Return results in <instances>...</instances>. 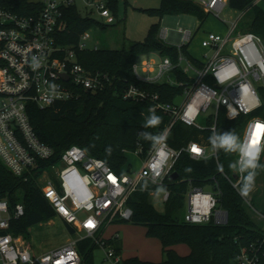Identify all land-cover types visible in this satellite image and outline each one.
<instances>
[{"label":"built area","instance_id":"2783aa9c","mask_svg":"<svg viewBox=\"0 0 264 264\" xmlns=\"http://www.w3.org/2000/svg\"><path fill=\"white\" fill-rule=\"evenodd\" d=\"M195 1L218 18L229 6V0ZM72 4V0L63 3L45 0L40 13L28 16L0 9V160L16 177L28 180L38 175L44 197L58 217L75 229V235L66 244L38 254L23 236H16L10 231L12 222L25 215L24 204L11 206L7 199H2L0 264H81L78 243L87 238L107 248V258L118 264L121 257L106 245L104 233L115 222L131 220L133 210L128 205V199L142 180L165 187L176 171L175 164L182 153H188L196 160L215 158L220 165L218 153H213L211 147L190 142L176 150L166 141L149 151L141 169L133 175L116 172L104 160L89 155L77 145L67 148L58 162L41 166V163L53 158L54 150L36 134L28 114V105L36 103L45 109L57 102L75 98L77 88L96 93L112 83L107 72L88 69L79 62L78 51L89 49L86 46L89 40L87 33L81 36L78 47L58 43L57 34L65 29L61 21L62 8ZM87 7L92 16L97 13L101 21L108 24L112 21V12L105 1L87 0ZM242 13L244 15L245 12ZM243 15L230 21L224 34L206 33L201 45L207 52L204 59H197L200 66L180 56L179 67L190 78L186 84L175 78L172 82L170 71L174 66L169 58L162 59L158 70L149 59H144L141 64L146 74L144 78L139 75V67L135 63L134 72L142 80H165L171 85L184 87L182 95L185 98L181 103H155V109L170 118L164 130L167 136L178 121L202 130L217 131L218 119L222 114L233 121L241 117L246 119L242 138L252 137L255 128L250 126L264 125V118L254 114L262 107L259 89L264 88V42L254 33L239 30ZM177 35L179 42L173 44L179 46L191 43L194 37V33L183 28L178 30ZM160 36L169 42L167 29L162 30ZM92 49L99 48L95 46ZM34 56L40 61L39 68L32 66ZM154 73L156 76L151 77ZM52 85H55V90ZM148 97L149 93L135 86L124 94L126 99L146 100ZM151 98L158 99L157 96ZM213 104L216 108L215 114L208 118L210 123L207 126L198 124L199 117ZM228 113L233 114L235 119H230ZM259 142L264 143V134H261ZM194 148L199 151H193ZM233 154L237 160L238 154ZM260 162L264 164V154ZM219 172L243 199L262 233L256 242L241 249L234 264H261L264 258V208L260 209L255 201L257 196L261 197L257 189L261 188L259 182L264 181V173L258 170L253 191L247 197H242L238 191L241 176L235 171L233 176ZM183 181L188 182L186 222L228 223L229 214L219 205L221 191L217 183L204 188L196 185L192 179ZM169 196L167 190L164 202Z\"/></svg>","mask_w":264,"mask_h":264},{"label":"trees","instance_id":"16d2710c","mask_svg":"<svg viewBox=\"0 0 264 264\" xmlns=\"http://www.w3.org/2000/svg\"><path fill=\"white\" fill-rule=\"evenodd\" d=\"M118 19L119 0H103ZM258 0H229V7L238 12H245L247 19L239 23V30L260 36L264 42V9ZM44 7V2L28 0H0V9L21 15H36ZM157 16L160 22L154 23L143 41L130 44L123 49H85L78 51L79 62L91 70L107 72L112 80L104 90L93 93L77 88V96L68 101L55 103L42 109L36 103L28 105L31 124L41 141L51 146L54 156L50 161L41 163L48 166L60 160L62 153L70 146L82 147L91 156L104 160L113 170L124 173L128 164V153H137L146 159L153 145L138 137V133L149 131L153 134L162 132L169 124L170 118L161 110L155 109L162 118L156 128L144 129L145 116L149 109L155 108L156 102L175 103L183 94V86H174L167 81H146L138 78L134 65L143 56L157 53L162 59L169 58L173 64L170 74L186 84L189 76L179 67V58L185 56L193 64L200 66L197 58L189 52V46L210 15L195 0H162L159 8L145 9ZM167 15H190L200 21L199 28L194 32L191 43L177 45L161 38V20ZM61 21L65 29L57 34V41L63 46L78 47L81 36L94 26L105 28L90 13L82 15L76 5L62 8ZM135 86L149 93L146 100L124 98L125 92ZM262 107L255 112L264 118V88H260ZM157 96V100L151 97ZM244 117L229 120L222 114L217 123V131L234 130L239 136L245 126ZM210 122H208L209 124ZM209 130L187 126L178 121L169 131L167 143L179 150L190 142H199L211 147L208 137ZM111 148V152L108 149ZM219 163L223 171L233 176L234 171L229 165L234 160L233 153H218ZM190 169V171L188 170ZM179 180H167L165 188L170 192L165 202V209L160 212L151 204L150 196L158 188L147 180H142L137 189L128 199L133 210V217L127 223L143 225L147 235L161 241L163 259L160 262L143 261L138 257L121 258L118 264H234L241 249L262 237L253 216L247 210L243 199L219 172L215 158L196 160L188 153H182L175 164ZM130 172V170H129ZM215 177L214 180L212 178ZM192 179L196 185L206 187L217 183L221 191L219 205L229 214L227 224H191L183 218L185 195L188 182ZM7 199L11 206L24 204L25 215L12 222L10 231L16 236L30 237V229L58 217L48 200L44 197L38 182V175L28 180L16 177L0 160V200ZM256 202V201H255ZM264 208V207H263ZM68 233L75 235V229L66 223ZM118 221L115 223H119ZM121 238L116 233L104 239L107 246L121 256ZM186 244L190 253L180 255L174 247ZM101 247L95 240L87 238L79 241L78 251L81 264H93L94 251ZM261 264H264V258Z\"/></svg>","mask_w":264,"mask_h":264},{"label":"rangeland","instance_id":"374dc122","mask_svg":"<svg viewBox=\"0 0 264 264\" xmlns=\"http://www.w3.org/2000/svg\"><path fill=\"white\" fill-rule=\"evenodd\" d=\"M31 2H44L45 0H28ZM57 3L67 2L69 0H55ZM74 5L78 8L82 15L86 16L88 11L87 0H72ZM162 0H119L118 4V19L112 14V21L108 24L105 21H101L99 15L94 13L93 16L99 20L106 27L101 28L99 26H94L90 29L87 34L89 35V40L86 42L88 48H93L98 46L100 49H123L129 48L130 44L137 41H143L150 29V27L157 22H160L157 16L151 15L144 11L145 9L159 8ZM259 6L264 9V0H259ZM243 15L242 12L235 11L229 6L226 7L221 15V18L211 14L208 16L204 24L202 25L200 31L193 39L189 46L190 53L198 58L204 59V54L207 52L201 45L204 33L207 32H221L225 33L228 30L229 22L237 20ZM250 15V14H249ZM245 16L242 19H248L250 16ZM200 26V21L190 15H167L161 20V31L168 30L169 35L172 34L174 41H176L178 35L177 32L180 28L185 29L194 33ZM150 60L154 63L155 69L158 70V66L162 63V58L157 53H152L149 57H141L137 60L139 67V75L144 78L146 74L142 71V61ZM193 75V73H190ZM156 76V73L152 74L151 77ZM174 82V78H171ZM185 96L181 95L177 97L176 103H181ZM215 104H213L207 112L197 120L198 124L202 126L208 125V118L215 114ZM242 138V134L240 135ZM234 162L236 160L235 155ZM128 164L130 169L126 166V174L133 175L138 172L142 165L143 159L137 153H128ZM130 170V172H129ZM264 173V170L260 172ZM261 188L257 189L256 204L260 209L264 207V181H260ZM165 194H157L155 190L150 196V202L156 209L163 212L165 209L164 202ZM187 205L183 210V218L187 213ZM119 229V234L121 238V256L123 259L135 256L143 261H160L163 259L162 244L161 241L156 237H151L147 235V229L143 225H137L133 223H127L125 221L119 223H113L109 225L108 231L105 234V239L107 235H112L114 229ZM113 230V231H111ZM30 237L27 240L33 250L42 254L48 252L52 249L58 248L66 244L73 236L70 235L64 225L63 220L59 217L53 218L47 222L37 225L30 229ZM178 251L183 254L189 253V247L186 244H181L178 246ZM107 248L99 247L94 251L93 264H114L107 258L106 255Z\"/></svg>","mask_w":264,"mask_h":264},{"label":"clouds","instance_id":"9594fccd","mask_svg":"<svg viewBox=\"0 0 264 264\" xmlns=\"http://www.w3.org/2000/svg\"><path fill=\"white\" fill-rule=\"evenodd\" d=\"M34 68L40 67V61L37 57H33ZM55 90V85H52ZM230 119H235L233 114L228 113ZM162 123V118L157 115L155 108L149 109L148 114L145 116V122L142 125L144 129L156 128ZM255 128V125L250 126ZM138 137L149 141L153 147L162 145L167 140L166 131L153 134L149 131H142L138 133ZM209 144L213 153H236L238 159L232 162L229 167L237 172L241 176V183L238 187V191L242 197H247L255 187V178L258 175V170H264V164L260 162L261 155L264 154V143H253L252 137L241 138L234 130L229 131H215L211 132L208 137ZM111 152V148L108 149ZM190 171V169H188ZM218 170L223 171V166L218 165ZM160 175L159 172L156 174ZM155 183V179L153 180ZM157 194L167 193V189L164 186H159Z\"/></svg>","mask_w":264,"mask_h":264},{"label":"crops","instance_id":"0c3cea01","mask_svg":"<svg viewBox=\"0 0 264 264\" xmlns=\"http://www.w3.org/2000/svg\"><path fill=\"white\" fill-rule=\"evenodd\" d=\"M226 31H227V30H226ZM217 33H219V32H217ZM220 33H221V32H220ZM225 33H226V32H225ZM221 34H224V33H221ZM205 35H206V33H204V36H205ZM204 36H203V37H204ZM168 40H169V42H171V43H178V42H179V37H177L176 41H174L172 34H170V37L168 38ZM189 52H190V51H189ZM146 57H149V56H146ZM195 58H196V57H195ZM197 59H198V58H197ZM172 77L174 78V76H172ZM107 229H108V228H107ZM107 229H106V231H105V233H104V238H105V236H106L105 234H106L107 231H108ZM111 231H113V230H111ZM113 232H115V233H112V235H107V236H108L107 239L110 238V237H112V236L115 235L116 233H118V235L120 236V234H119L120 232H119V229H118V228H117V229L115 228ZM178 246H179V245L175 246L174 249H175L180 255H182V256H186V255H188V254L190 253V248H189V253H187V254H185V253L181 254V253L178 251V249H177ZM162 256H163V255H162ZM120 257L123 258L122 256H120ZM132 257H135V256H132ZM129 258H130V257H129ZM126 259H127V258H126ZM160 261H162V260H160ZM160 261H157V262H160ZM150 262H154V261H150Z\"/></svg>","mask_w":264,"mask_h":264},{"label":"snow or ice","instance_id":"6c2138e0","mask_svg":"<svg viewBox=\"0 0 264 264\" xmlns=\"http://www.w3.org/2000/svg\"><path fill=\"white\" fill-rule=\"evenodd\" d=\"M261 134H264V125H259L258 124V125L255 126V130L253 131L252 142L253 143H258L259 140H260ZM193 151L198 152L199 149L194 148Z\"/></svg>","mask_w":264,"mask_h":264},{"label":"water","instance_id":"95a60500","mask_svg":"<svg viewBox=\"0 0 264 264\" xmlns=\"http://www.w3.org/2000/svg\"><path fill=\"white\" fill-rule=\"evenodd\" d=\"M179 178V173L177 171L173 172L171 175V180H177Z\"/></svg>","mask_w":264,"mask_h":264}]
</instances>
